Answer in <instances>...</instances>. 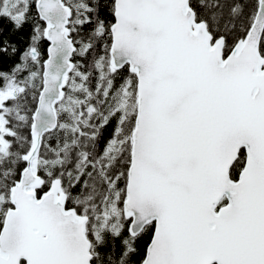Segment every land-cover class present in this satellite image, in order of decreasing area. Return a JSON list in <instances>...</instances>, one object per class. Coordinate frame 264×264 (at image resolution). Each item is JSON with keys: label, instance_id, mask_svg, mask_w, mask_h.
Returning <instances> with one entry per match:
<instances>
[{"label": "snow or ice", "instance_id": "6c2138e0", "mask_svg": "<svg viewBox=\"0 0 264 264\" xmlns=\"http://www.w3.org/2000/svg\"><path fill=\"white\" fill-rule=\"evenodd\" d=\"M0 264H264V0H0Z\"/></svg>", "mask_w": 264, "mask_h": 264}]
</instances>
